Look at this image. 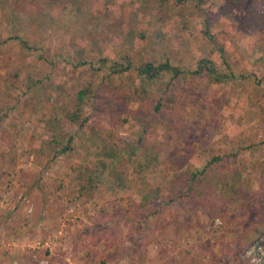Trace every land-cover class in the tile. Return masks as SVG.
<instances>
[{
    "label": "rangeland",
    "instance_id": "1",
    "mask_svg": "<svg viewBox=\"0 0 264 264\" xmlns=\"http://www.w3.org/2000/svg\"><path fill=\"white\" fill-rule=\"evenodd\" d=\"M242 18L229 0H0V264H247L264 239V31ZM201 59L233 78L192 76ZM165 60L173 81L135 72ZM169 81L180 98L158 112ZM85 87L86 126L64 129ZM61 132L72 150L52 159Z\"/></svg>",
    "mask_w": 264,
    "mask_h": 264
},
{
    "label": "trees",
    "instance_id": "2",
    "mask_svg": "<svg viewBox=\"0 0 264 264\" xmlns=\"http://www.w3.org/2000/svg\"><path fill=\"white\" fill-rule=\"evenodd\" d=\"M162 1V0H161ZM181 1V0H179ZM184 1V0H182ZM232 4L237 5L243 11V18L241 20L242 29H255L257 31H264V11L258 12L256 8L257 0H229ZM180 3V2H179ZM207 32H205L206 34ZM101 63L108 62L107 59H101ZM224 64V63H223ZM83 65V63L79 64ZM225 65V64H224ZM131 68V64L122 67L118 70L111 71L112 74L124 73ZM228 70V68H227ZM172 71L170 81L175 80L183 72L178 68H173L169 64L168 60L163 61L159 64L144 63L136 67L135 72L139 77L144 78L147 82L155 81L163 73ZM192 76L203 79L207 84H221L225 83L227 80L233 78L232 72L220 73L210 60L201 59L194 64V69L191 71ZM170 81L166 87V95L163 102L158 103L155 107L156 111L162 109L170 110L173 109L174 105L179 100L180 96L171 92ZM93 93L90 87H85L77 92L76 102L74 109L64 114L61 118L62 125L64 129L71 128L72 126L78 124V129L86 126L88 119L83 114V107L85 105V99L91 96ZM74 139V133L64 135V133H56L50 136L49 140L46 142V152L48 155L52 156V159L58 158L60 156H66L72 150V142ZM227 157L226 154L216 155L210 158L206 164L193 174V178H201L205 174L215 171L221 162ZM87 184H82L78 190L80 196L92 197L93 193L91 187L93 185L92 178H88ZM258 240L254 242H258ZM264 246V243H262ZM234 264V263H233Z\"/></svg>",
    "mask_w": 264,
    "mask_h": 264
},
{
    "label": "built area",
    "instance_id": "3",
    "mask_svg": "<svg viewBox=\"0 0 264 264\" xmlns=\"http://www.w3.org/2000/svg\"><path fill=\"white\" fill-rule=\"evenodd\" d=\"M61 233V232H59ZM264 239H259L258 242L251 244L244 252L242 259L247 261V264H264Z\"/></svg>",
    "mask_w": 264,
    "mask_h": 264
},
{
    "label": "crops",
    "instance_id": "4",
    "mask_svg": "<svg viewBox=\"0 0 264 264\" xmlns=\"http://www.w3.org/2000/svg\"><path fill=\"white\" fill-rule=\"evenodd\" d=\"M259 203H260V205H261V207L263 206V208H264V199H263V202H260V200H259ZM262 229H264V225H263V227H262ZM263 233H264V231H263ZM262 234V233H261ZM256 240V239H255ZM254 242H251V243H249V244H247V245H245V249L243 250V254H244V252L246 251V249L251 245V244H253ZM243 254H242V256H243ZM149 260H151L150 258H149ZM161 261H159L158 259H154V260H151L150 261V263L149 264H156V263H160ZM148 263V262H147Z\"/></svg>",
    "mask_w": 264,
    "mask_h": 264
}]
</instances>
